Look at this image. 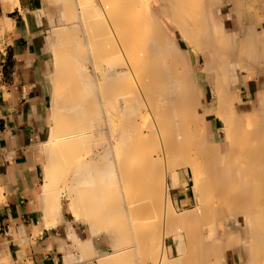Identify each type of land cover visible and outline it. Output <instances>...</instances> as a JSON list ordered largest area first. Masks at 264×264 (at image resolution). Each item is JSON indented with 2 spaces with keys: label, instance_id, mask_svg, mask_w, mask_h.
I'll list each match as a JSON object with an SVG mask.
<instances>
[{
  "label": "bare ground",
  "instance_id": "6f19581e",
  "mask_svg": "<svg viewBox=\"0 0 264 264\" xmlns=\"http://www.w3.org/2000/svg\"><path fill=\"white\" fill-rule=\"evenodd\" d=\"M58 1L53 18L64 23L65 12L72 11L63 10V1ZM207 1H94L89 20L82 18L85 25L72 23L78 32L88 30V47L77 37L73 48H65L66 35L57 36L53 73L59 75L62 92L56 90L52 103L44 197L60 216L67 209L76 221L89 225L93 237L115 238L117 250L124 245L121 239L143 242L149 234L161 250L154 264H264V93L247 112L240 97L230 94L228 80L230 73L243 76L253 66L262 74L264 50L241 49L246 42H257L256 33L244 32V25L239 33H225L216 27ZM73 10L68 17L78 22ZM165 22L194 50L208 51L202 71L217 78L214 111L203 110L202 96L181 71V41ZM240 39L244 46L237 44ZM186 66L190 74L191 66ZM181 166L192 167L194 180L199 178L193 215L205 227L199 239L197 230L188 231L192 210L177 216L169 199L170 173L179 176ZM63 191L70 200L66 208ZM162 195L165 228L147 233L139 222L146 223L148 209ZM231 222L240 225L242 237L225 233ZM180 228L189 232L187 250ZM172 234L178 257L171 261L166 244ZM235 249H241L238 261L231 254ZM123 256L128 262L130 257Z\"/></svg>",
  "mask_w": 264,
  "mask_h": 264
},
{
  "label": "crops",
  "instance_id": "0c3cea01",
  "mask_svg": "<svg viewBox=\"0 0 264 264\" xmlns=\"http://www.w3.org/2000/svg\"><path fill=\"white\" fill-rule=\"evenodd\" d=\"M57 1L0 0V264H108L111 259H114L111 262L114 264H154L156 253L144 256L138 248L140 244L125 249L121 246L117 250L115 238L105 234L93 237L87 224L76 221L67 209L60 216L44 197L45 170L49 160L47 158L44 163L43 146L51 132L54 28L59 24L53 13ZM217 1L219 3L216 4ZM213 2L208 0L205 3L213 9L216 27L232 34L239 33L244 25V32L253 30L251 33H256L257 42H246L247 47L241 49L253 52L255 49L264 50V0ZM250 20H253L250 22L252 28H249ZM165 23L168 30L176 34L169 23ZM181 42L185 63L193 69V80L197 82L202 96L201 106L204 111H214L218 105L213 99V82L217 78L215 73L202 71L209 58L208 51H195L189 42ZM258 43L260 47H256ZM237 44L244 46L241 39ZM250 44H254L253 47ZM258 70L257 66H253L243 76L232 72L228 77L230 94L240 97L239 104L247 112L263 98L264 69L262 74ZM177 172L183 175L179 176L178 183L174 186L169 182L173 213L191 214L192 210L193 216L198 207L192 190L194 180L189 170ZM63 199L64 196L61 204L66 208L68 203ZM194 217L188 224L189 231L193 233V229L194 232L197 230V238H200L205 227L200 219ZM227 227L225 233L238 232L242 237L240 225L231 222ZM182 238L187 241L189 235ZM176 250L174 242L166 244L168 260L177 257ZM240 251L235 249L231 254L239 258ZM123 254L132 259L127 258L126 262Z\"/></svg>",
  "mask_w": 264,
  "mask_h": 264
},
{
  "label": "rangeland",
  "instance_id": "374dc122",
  "mask_svg": "<svg viewBox=\"0 0 264 264\" xmlns=\"http://www.w3.org/2000/svg\"><path fill=\"white\" fill-rule=\"evenodd\" d=\"M63 1V4H64V8H63V10L65 9V6L67 7V9L65 10V11H75V10H73V7H75V9H76V11H77V15H78V17H79V19L80 20H78V22L76 21H70L71 19L68 17V14H69V16L70 17H72L71 16V13L70 12H65L66 14H67V18H66V22H64V23H59V24H56L57 25V27H55L54 28V37H55V42H54V44L56 43V41L58 40L57 39V36L58 35H60V33L61 32H63V35H66V38L62 41V44H63V46L66 48V47H74L75 45H76V38L78 37V38H80L82 41H79L80 42V44L82 43L83 45L82 46H86V47H88L89 46V42H88V40L89 39H87L86 37V33H88V37L90 36V33L88 32V30L84 33L83 31V33L82 32H78L77 31V27L76 26H74L76 23H78V24H80V25H85L84 24V22H83V19L82 18H84V17H86L85 19H87V20H89V17L91 16V14L90 13H92V11H93V9L91 10V7L93 8V5L91 4V3H93L94 1L95 2H99V0H86V1H88V2H86L85 0H62ZM72 1H74V3L72 2ZM58 2L59 1H57V5H58ZM68 2H70V3H68ZM73 3V5H72V3ZM77 2H78V4H77ZM60 3V2H59ZM67 4H69L68 6H67ZM70 4L73 6H70ZM91 4V5H90ZM75 5V6H74ZM78 5H79V7H78ZM87 5V6H86ZM78 9V10H77ZM81 13H80V12ZM74 13H76V12H74ZM82 14V15H81ZM83 16V17H82ZM159 16H160V19H162V21L164 20L163 19V16L161 15V13L159 14ZM69 21V22H68ZM85 21V20H84ZM68 22V23H67ZM89 22V21H88ZM72 23H75L74 25L72 24ZM74 26V27H73ZM83 26H82V28H83ZM68 27H70L71 29H69ZM73 27V28H72ZM80 36H79V35ZM173 35V37H174V39L175 40H179V41H181L180 39H178V37H177V35L176 34H172ZM90 38V37H89ZM85 39V40H84ZM86 39H87V41H86ZM86 42V43H85ZM181 43V45L183 46V44H182V42H180ZM55 49H54V47H53V61H55V59H56V50H57V46H56V50L54 51ZM59 50H61V49H59ZM85 51V50H87V48H85V49H82V51ZM196 51V50H195ZM182 65L181 66H183V67H185V68H183V67H180V69L182 68L183 69V71H182V69H181V71L182 72H186V74L188 75V80H190V83H192V85H193V87H195V89L197 90V92L199 93L200 91H199V88H198V85H197V82L195 81V80H193V75H192V72H193V69L191 68V73L189 74V72H188V70H187V66H186V64L184 63V62H182L181 63ZM185 64V65H184ZM53 69H54V63H53ZM185 70V71H184ZM92 72H93V69H92ZM94 73V72H93ZM58 75L57 73H54L53 74V76H52V81L54 80V75ZM97 76L98 77H100L101 75H100V73L99 74H97ZM101 78V77H100ZM59 81H61L60 79H59V75L55 78V80H54V82H53V85H54V88H53V93H52V103H53V101L55 100V98L57 97L56 95H58V94H56V90H58L59 91V89H60V82ZM63 81V80H62ZM64 82V81H63ZM63 82H61V83H63ZM57 85H58V87H57ZM60 92H62V91H59V93ZM88 92V91H87ZM63 94H65L64 92H63ZM55 95V96H54ZM52 125H53V119H52V106H51V109H50V128H49V132L51 131V129H52ZM50 134V133H49ZM48 139H49V137H48ZM43 155H44V163L46 162V159H47V152H46V144L43 146ZM182 162V161H181ZM176 169V168H175ZM181 170H184V171H186V170H189L190 171V177L191 178H193V180H194V174L192 173V167H187V168H185V166H181V167H179V168H177L176 169V171H181ZM179 174V176H183L182 175V173L181 172H179L178 173ZM170 176H171V178H170ZM170 176H169V182H171V184L173 185V184H177L178 183V178H179V176H175L174 177V173H170ZM172 177H174V178H172ZM202 177L203 178H201V179H203L204 180V175H202ZM203 180H202V182H203ZM198 181H199V178H197V177H195V180H194V187H193V192L195 193V191H194V188H195V186L197 185V183H198ZM169 186H170V184H169ZM193 186V185H192ZM62 196H64V199H63V202H66V203H68V205L70 204V200H68L67 199V196H66V194H67V192L66 191H63L62 193ZM162 200L160 201V202H157L156 203V205H155V207H151L150 206V208L148 209V212H147V215L145 216V218H144V220L146 219V223H141V222H139V224H141L143 227H145V232H147L148 233V231L149 232H151V231H153V230H155V228L157 229H160V227H162V229H161V232L163 231V229L165 228V226L163 227V225L165 224L164 223V219H163V216H164V213H165V211H163L162 212V210H166V209H164V208H166L165 207V198H164V195H162ZM67 205V206H68ZM66 206V207H67ZM163 206V207H162ZM162 210H161V209ZM161 211H160V210ZM151 214H150V213ZM177 216H182V215H177ZM159 219H161L162 221H163V223L161 224V225H158L159 223H156V221H158ZM143 222H145V221H143ZM159 222V221H158ZM148 223V224H147ZM147 224V225H146ZM159 226V227H157V226ZM141 226V227H142ZM88 227H89V225H88ZM181 229V228H180ZM179 229V230H180ZM144 230V229H143ZM189 231V230H188ZM185 228H183V229H181V232H180V234H181V236L183 237V236H186V235H189V232H188ZM186 232V233H185ZM183 233V234H182ZM180 234H179V236L178 237H181L180 236ZM186 234V235H185ZM175 235L176 234H172L171 236H170V239H172V241L171 240H167V244L168 245H172V243H173V238H175ZM178 235V234H177ZM145 236H148V238H146L147 240L145 241V239H144V241L142 242L141 241V243L139 242V240H137L138 242L136 243V240H135V238L133 239V237H131L132 238V243H130V238L128 239V238H126V239H124V240H121V242H122V244H124L123 246H122V248L124 247V248H128V247H131L132 245H135V243L136 244H141L142 245V250L144 251V256H146V255H151V254H155L156 253V255L158 256L157 258H159L160 257V254H161V250H160V248L158 247V245L156 244L157 242H156V240H154L151 236H149V234H146ZM126 240V241H125ZM183 242H184V248H185V250H187V249H189V247H188V241H185V240H183ZM153 243V244H152ZM174 243L175 244H177L178 242L177 241H175L174 240ZM132 244V245H131ZM152 244V245H151ZM127 247H126V246ZM130 245V246H129ZM145 246V247H144ZM188 248H187V247ZM141 250V251H142ZM222 250H223V248H222ZM177 251H178V249L176 250V255H177V257H178V254H177ZM176 257V258H177ZM235 260L236 261H238V258L236 257L235 258ZM245 264V263H244Z\"/></svg>",
  "mask_w": 264,
  "mask_h": 264
}]
</instances>
